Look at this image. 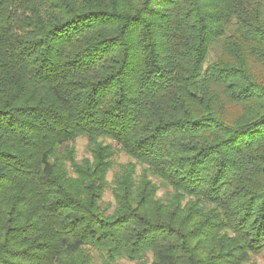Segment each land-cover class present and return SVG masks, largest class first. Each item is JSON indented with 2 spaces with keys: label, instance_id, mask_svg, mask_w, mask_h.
Returning <instances> with one entry per match:
<instances>
[{
  "label": "trees",
  "instance_id": "trees-1",
  "mask_svg": "<svg viewBox=\"0 0 264 264\" xmlns=\"http://www.w3.org/2000/svg\"><path fill=\"white\" fill-rule=\"evenodd\" d=\"M259 256L264 0H0V264Z\"/></svg>",
  "mask_w": 264,
  "mask_h": 264
},
{
  "label": "rangeland",
  "instance_id": "rangeland-1",
  "mask_svg": "<svg viewBox=\"0 0 264 264\" xmlns=\"http://www.w3.org/2000/svg\"><path fill=\"white\" fill-rule=\"evenodd\" d=\"M76 149H77V155L79 158H82L83 156L87 155V138L86 137H80L77 139ZM127 159H128V157L124 153H119L116 156V162L117 163L125 162ZM112 175H113V170H111L109 172V175H108L109 179L112 178ZM105 198L106 199L112 198V194H111L110 190H108L106 192ZM256 259L260 264H264V256H259ZM114 264H132V262H129L125 258H120Z\"/></svg>",
  "mask_w": 264,
  "mask_h": 264
}]
</instances>
